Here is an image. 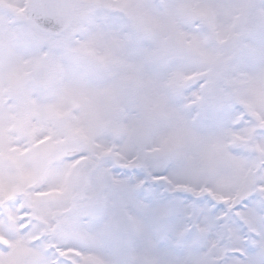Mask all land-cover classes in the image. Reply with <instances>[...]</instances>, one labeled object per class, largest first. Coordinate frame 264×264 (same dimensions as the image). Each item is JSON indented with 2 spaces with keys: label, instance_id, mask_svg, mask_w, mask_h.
<instances>
[{
  "label": "snow or ice",
  "instance_id": "6c2138e0",
  "mask_svg": "<svg viewBox=\"0 0 264 264\" xmlns=\"http://www.w3.org/2000/svg\"><path fill=\"white\" fill-rule=\"evenodd\" d=\"M0 264H264V0H0Z\"/></svg>",
  "mask_w": 264,
  "mask_h": 264
}]
</instances>
